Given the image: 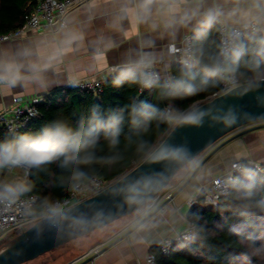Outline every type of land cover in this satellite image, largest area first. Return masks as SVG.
<instances>
[{"label": "clouds", "instance_id": "clouds-1", "mask_svg": "<svg viewBox=\"0 0 264 264\" xmlns=\"http://www.w3.org/2000/svg\"><path fill=\"white\" fill-rule=\"evenodd\" d=\"M57 3L63 5L57 22L37 38L0 44V93H47L62 78L80 86L82 77L61 76V66L86 51L85 67L94 74L116 36L135 30L137 43L106 69L105 78L139 93L153 90L157 103L134 95L118 108L93 107L79 120L60 110L35 131L0 135V216H16L20 225L0 256L23 264L26 249L49 238L95 237L117 261L131 252L142 264H155L147 251L154 243L167 251L173 240L186 246L215 235L207 221L188 215L200 195L205 203L223 198L241 216L264 212V133L251 146L241 142L243 150L225 157L219 168L208 165L186 138L175 141L180 129L264 122V116L225 106L224 100L254 94L264 107V0ZM133 163L138 167L128 171ZM103 172L113 175L102 184ZM45 177L52 190L41 193ZM173 191L180 203L165 199ZM93 192L96 198L79 199ZM244 247L264 260V245Z\"/></svg>", "mask_w": 264, "mask_h": 264}, {"label": "trees", "instance_id": "trees-1", "mask_svg": "<svg viewBox=\"0 0 264 264\" xmlns=\"http://www.w3.org/2000/svg\"><path fill=\"white\" fill-rule=\"evenodd\" d=\"M39 0H0V33L14 30L23 23L24 15L28 14ZM138 95L137 89L127 84L116 86L112 77L108 78L101 92L94 94L74 88H64L53 91L43 98L38 105V115L31 120L24 131H35L42 127L58 111L79 120L87 117L91 108L98 106L101 110L118 108ZM139 99L157 103L154 91L147 90L139 95ZM188 100H174L177 105H185ZM202 102V99L194 101ZM7 133L0 127V135ZM137 164L133 163L127 170ZM264 168V163L261 165ZM111 172H103L98 178L106 181ZM260 175V173H258ZM46 183L38 185L41 193L51 191V182L45 177ZM202 195L197 198L202 201ZM189 216L201 217V222L207 221V227L215 233L207 240L196 239L184 247H172L166 255L160 253L158 246H152L149 252L154 254L156 264H258L256 257L246 253L244 245L254 244L259 247L264 243V212H249L239 215L223 198L215 208L206 209L203 205L189 209Z\"/></svg>", "mask_w": 264, "mask_h": 264}, {"label": "crops", "instance_id": "crops-1", "mask_svg": "<svg viewBox=\"0 0 264 264\" xmlns=\"http://www.w3.org/2000/svg\"><path fill=\"white\" fill-rule=\"evenodd\" d=\"M41 33L42 32H24L20 37L0 42V44L15 45L17 43H22L25 39H35ZM135 37V30L129 31L127 34L122 36L117 35L115 46L97 64L94 74H90L87 71L85 63L88 53L86 51H82L80 55L70 58L64 65L61 66L59 70L60 75L66 76L79 74L82 79L105 76L107 73L106 69L111 67L112 65L120 63L123 58L124 52L137 43ZM66 87L67 85L63 82L62 78L61 81H58L57 84L53 86L47 93L33 92L31 90L22 89H16L7 93H0V110L10 106L13 98L15 97L23 96L25 98H32L35 96H40L44 98L45 96L50 95L53 91L64 89ZM261 133H264V127L254 128L241 135L230 138V140L226 141L225 144H223L220 148H218V150H216L206 159L207 164L216 168L222 167V161L225 157H228L234 153H239L243 150L240 146L241 142L245 145L251 146L258 141V135ZM207 155L205 157H207ZM259 163L263 164L264 161H259ZM172 198L176 203L181 202L179 197L175 195V192L173 193ZM71 243L72 244H68L50 252L43 258L34 259L23 264H79V262L91 256L94 249L100 250L102 247L107 245V243L95 237L88 238L82 241H73ZM155 245L157 244H152L147 251H149V249ZM138 260L141 262V260L136 255L129 252L128 255L121 261H117V259L113 256L112 248L108 247L101 253L97 254L91 262L83 264H139Z\"/></svg>", "mask_w": 264, "mask_h": 264}, {"label": "built area", "instance_id": "built-area-1", "mask_svg": "<svg viewBox=\"0 0 264 264\" xmlns=\"http://www.w3.org/2000/svg\"><path fill=\"white\" fill-rule=\"evenodd\" d=\"M59 2V0H57ZM56 0H39L33 9L26 15H24L23 23L14 30H9L7 32L0 33V42L11 40L23 35L24 32H43L47 29L48 25L54 24L57 22L58 19V10L63 7L62 4L57 3ZM107 75V73H106ZM105 75V76H106ZM102 77H95V78H84L82 79L83 82L80 86H71L67 85V88H74L81 91H88L94 94L100 93L102 84L111 76L105 78ZM147 91V90H145ZM143 91V92H145ZM142 92V93H143ZM137 89V94L141 95ZM43 102V98L40 96H35L32 98H25L23 96H18L13 98L12 103L10 106L3 108L0 110V127L8 132L10 129L22 130L25 129L28 123L35 119L38 115L37 107ZM257 125H264V122H260ZM254 125V126H257ZM249 127V126H248ZM210 149L202 152V155L205 156L208 154ZM259 163V167L261 168ZM101 183H105L106 181L98 178ZM172 193H169V197H173ZM95 194H85L82 197H79L80 200L87 198L89 195ZM203 196V195H202ZM222 199V198H220ZM216 202H207L205 203L206 197H202V201L197 198V202L193 203L189 209L197 208L203 205L206 209L215 208L218 204ZM19 214V209L17 210V215ZM20 225L17 223L16 216L8 215V216H0V238L5 235L6 233H10L12 231H19ZM192 242V241H191ZM191 242L187 243L189 245ZM158 249L161 254L166 255L170 252L172 247H184L181 246V242L177 240H173L167 251L163 250L158 244ZM97 249H94L93 253L97 252ZM149 252V251H148ZM152 254L151 252H149ZM154 255V254H153ZM139 264H142L138 260ZM156 264V263H155Z\"/></svg>", "mask_w": 264, "mask_h": 264}, {"label": "water", "instance_id": "water-1", "mask_svg": "<svg viewBox=\"0 0 264 264\" xmlns=\"http://www.w3.org/2000/svg\"><path fill=\"white\" fill-rule=\"evenodd\" d=\"M224 100H225V106L229 104H233V105H236L240 110L251 113L253 116H257V117L264 116V107H260L257 105V102L254 98V94H248L244 96L243 98L225 97ZM247 124H248L247 121H242L241 125L239 126H236L230 129H223V130H221V126H218L217 128H214V129H209L207 126L201 129H191V128L180 129L176 133L175 141L179 142L182 139L186 138L189 141L190 146L192 147L194 151L202 150V152H204L207 149H210L207 157H205V159H207L211 154H213L216 150H218V148H220L223 144H225L226 141L230 140V138L241 135L254 128L264 127V125L248 127ZM136 167H138V164L129 171H134ZM93 198H96L95 194L81 201L83 202L85 200H92ZM16 236L8 240V242H6V244L2 247V249H0V252H3L4 250H6L7 245ZM70 241L71 240H65V241L58 242L55 239L49 238L45 240L43 243L32 245L31 247H28L26 249V252L22 258V261L23 263H25V262L34 260L38 258L39 256L47 252H50ZM18 246H23L22 242H20ZM108 247H109L108 244L105 245L100 250L93 253L91 256L79 262V264L91 262L97 254L101 253ZM7 255L8 254H6L5 256H0V264H18V261L15 258H11V259L6 258Z\"/></svg>", "mask_w": 264, "mask_h": 264}, {"label": "rangeland", "instance_id": "rangeland-1", "mask_svg": "<svg viewBox=\"0 0 264 264\" xmlns=\"http://www.w3.org/2000/svg\"><path fill=\"white\" fill-rule=\"evenodd\" d=\"M88 194H92V193H88ZM89 196H91V195H89ZM89 196H88V197H89ZM17 234H19V231H12V232H10V233H6L5 235H3V236L0 238V249H2V247L6 244V242H8V240H10L12 237L16 236ZM71 242H73V241H70V242H68V243H66V244H63L62 246H60V247H58V248H56V249H59V248H61V247H63V246H66V245H68V244H72ZM262 245H264V243H263ZM56 249H54V250H56ZM54 250H52V251H54ZM52 251H50V252H52ZM50 252H47V253H45V254L39 256V257L36 258V259L43 258L44 256H46V255L49 254ZM257 260H258V264H264V260H260V259H258V258H257Z\"/></svg>", "mask_w": 264, "mask_h": 264}]
</instances>
